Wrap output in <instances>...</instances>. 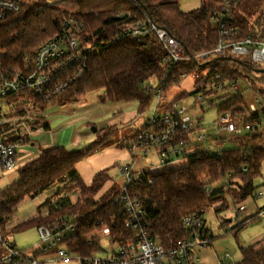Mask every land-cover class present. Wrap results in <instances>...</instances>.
<instances>
[{
    "label": "trees",
    "instance_id": "16d2710c",
    "mask_svg": "<svg viewBox=\"0 0 264 264\" xmlns=\"http://www.w3.org/2000/svg\"><path fill=\"white\" fill-rule=\"evenodd\" d=\"M180 2L59 0L51 3V0H27L19 15L0 23V70L19 67L23 58L34 55L43 42L60 32L63 19L69 16H76L85 22L83 42L93 45L97 51L88 56L85 75L56 98L45 101L25 91L12 97L11 101L27 98L44 111L65 102H79L89 93L104 89L100 100L102 103L136 102L139 113H142L151 106L156 95V91L147 92L149 83L157 82L159 86L166 84L167 91L181 84L182 74L189 76L200 67L209 66V73L195 81L196 90L191 93L184 91L174 102L193 97L194 106L202 108L201 116L210 110H216L218 116L232 110V120L236 124L262 122L264 125V105L256 113L247 115L249 105L241 91L233 96L230 87L226 85L224 93L218 97L219 102L214 99L218 94L214 86L215 74L224 76L222 83L226 80L239 83L244 79L253 92L262 95L264 91L257 88L256 83L247 75L248 71L260 69L231 56L211 54L219 40L218 32L210 20L212 12L218 7V0H202L200 8L190 12H183ZM263 4L264 0H244L235 10L239 38L248 35L258 38L259 30L263 32L264 38V16L259 13ZM137 5L153 24L169 31L184 45L185 58L172 69L163 64L165 51L153 32L145 33L137 39L125 37L119 41L114 40L127 23V16H124L126 19L116 18L118 13L125 15L132 11L137 20H145ZM102 42L105 45L101 48L99 46ZM167 76L169 81L166 83ZM200 95L203 100H199ZM44 128L49 130L47 123ZM257 131L237 137L226 136V140L233 143V146L223 150L220 158L210 152H198L194 160L190 159L184 167H168L162 172L145 173L143 185L136 190L145 198L150 235L157 237L165 248L174 247L186 237L182 224L185 214L198 210L207 213L210 207L223 202L226 194L240 202L249 198L255 190V179L261 176L264 161V149L254 145ZM112 132L113 129H107L101 142L91 143L78 150H68L64 146L45 147L36 159L18 168L17 181L0 191V228L16 213L23 200L34 198L60 183L63 188L58 195L61 196L62 192L66 194L55 202L48 199L44 204L48 212L19 224L16 231L47 226L57 218L72 219L76 232L68 243L69 251L83 258L96 255L102 250L101 238H94L93 235L102 234L104 226L110 228V234L106 237L112 245L134 240V234L125 227L123 208L119 202L121 192H116V184L102 192L106 183L112 180L110 168L97 173L90 185L78 179L76 170L77 164L95 153L98 145L111 137ZM73 193L78 195L76 202L71 201ZM226 208L222 203L215 210ZM255 218L242 220L238 223V229L245 226L247 220ZM232 232L237 235L236 231ZM90 241L92 244H89ZM241 254L239 262L228 264H264V240L241 248Z\"/></svg>",
    "mask_w": 264,
    "mask_h": 264
},
{
    "label": "built area",
    "instance_id": "2783aa9c",
    "mask_svg": "<svg viewBox=\"0 0 264 264\" xmlns=\"http://www.w3.org/2000/svg\"><path fill=\"white\" fill-rule=\"evenodd\" d=\"M26 1L0 0V23L11 16L19 15ZM243 1L218 0V7L212 12L210 20L213 28L218 32L219 40L211 54L223 57L244 56L248 58L249 63L264 66L263 32L258 31V38L252 35L239 38L235 10ZM137 9L144 14V21L137 20L132 11L125 15L119 13L116 15L117 19L127 16V19L124 18L127 23L123 25L121 33L114 40L119 41L125 37L137 39L145 33L153 32L165 51L163 64L166 68L172 69L185 58L184 45L169 31L153 24L139 5ZM61 25L60 32L43 42L34 55L23 58L19 67L0 70V103L6 100L9 103L12 97L25 91L50 101L85 75L88 56L97 51L93 45L83 42L86 31L85 22L76 16H69L63 19ZM104 45L105 42H102L99 47L102 48ZM181 78L185 80L187 75L182 74ZM214 79L215 90L218 92L214 99L217 102H219L220 94L224 93L226 85L230 87V93L233 96L241 91L238 83L227 80L222 83L225 78L221 74H215ZM168 81L167 76L165 82ZM165 87L166 84L159 86L157 82L147 85V92L156 91L151 108V119L142 129L132 131V139L127 145L131 163L118 168L123 181L119 202L123 208L125 227L134 234V240L110 244L111 252L104 250L101 246L102 250L98 253H103L104 257L93 255L83 258L69 251L68 243L76 232L73 220L57 218L47 226L37 228L41 239L40 247H36L32 256L17 250L12 243L2 238L0 233V243L3 247L0 248V264H54L58 261L63 264H71L73 261L79 264H195L194 251L212 247L214 236L206 225V211L198 210L185 214L182 219L186 237L176 246L165 248L157 237L150 235L144 206L145 198H142L140 192L136 190L138 186L143 185L145 173L162 172L168 167L175 168L177 165L183 167L190 159L194 160L198 152L189 154L188 151L192 145L193 135H196L198 141L205 139L201 124L204 117L200 115L194 118L184 104L181 105L174 100L167 102V98L164 97ZM199 100H203L202 95L199 96ZM256 103L249 104L247 115L256 113L264 105L259 97ZM232 113V110L220 113L216 122L219 131L226 136L237 137L246 132H255L262 126V122L236 124L232 120ZM17 130L23 134L14 141L0 140V171L2 173H10L19 168V149L31 142L34 133L33 129L27 125L11 122L7 117H0V133ZM221 154L222 151L213 153L217 158H220ZM156 155L160 160L159 165L155 166L151 163L144 169L134 168L136 163ZM207 191L210 189L207 188ZM237 210L239 211L238 220L245 208L240 206ZM256 217H264V211L258 213ZM109 234L110 228L104 226L102 235L106 237ZM89 244H92V241ZM43 256L49 257L40 260L39 258ZM229 258L230 256L226 254L225 261ZM225 261L219 259V264H225Z\"/></svg>",
    "mask_w": 264,
    "mask_h": 264
},
{
    "label": "rangeland",
    "instance_id": "374dc122",
    "mask_svg": "<svg viewBox=\"0 0 264 264\" xmlns=\"http://www.w3.org/2000/svg\"><path fill=\"white\" fill-rule=\"evenodd\" d=\"M59 0H51V3ZM201 0H181L180 8L184 12L193 11L195 9L200 8ZM259 13H263L264 16V4L260 8ZM233 58L241 61L248 62V58L244 56H234ZM256 69L263 70L264 66L262 64H252ZM211 68L209 66H203L191 73L187 78L182 80L180 85H175L170 87L164 94L168 100H173L175 97L187 91L191 93L196 90V86L194 85L195 81L202 76H205L209 73ZM248 77L251 81L256 83L257 88L260 90H264V73L257 71H248ZM191 83V86H190ZM193 83V84H192ZM241 87V93L243 94L244 100L249 105L250 103H256V99L262 101L264 98V91L261 95L257 94L250 90L248 86L245 84L244 79H241L238 83ZM102 90L94 91V96L100 95L102 96ZM92 93V92H91ZM92 96H90L91 98ZM27 98L19 99L18 101H14L8 103V100L0 103V117H7L11 120V122H15L17 124H24L30 127L31 129L35 128L37 124H43L46 121H50L51 123V138L54 144H59L61 146L66 147L68 150H78L85 146L90 145L94 142H101L107 134V129L102 128L100 123L106 122L109 119H112L114 116L119 114L118 109H112L113 107H118L121 105H125L127 102L122 103H102L99 102L97 104L87 105L86 107L82 106L80 108L79 104H71L69 108H60L59 106H54L50 108H46L44 111L40 108L36 107L32 104L31 100L26 101ZM11 100V99H10ZM164 101H162L163 103ZM181 105H185L190 109V113L195 115L196 111H201V107H195L193 103V97H189L188 99H184L179 101ZM257 104V103H256ZM128 105V104H126ZM151 106L143 111L142 113H138L139 115L135 117V125L136 127H141L148 120L151 119ZM132 109L138 112V105L136 103L135 107ZM130 110V109H129ZM200 115V114H199ZM204 115V120L202 121V125L204 127V140H197L196 135L192 136V146L188 148L189 154L196 152H210L211 155L220 153L223 150H226L233 146V143L228 142L226 139V134L220 132L218 127H216V122L218 121V112L216 110L207 111ZM82 118H88L91 123L88 125L85 124L83 126L78 127V120ZM196 118V117H194ZM71 125V126H70ZM70 126V127H69ZM95 128L97 131H92ZM111 137L103 141L98 145L96 152L91 154L88 158L83 160V163L90 164L89 161L94 160L97 156L106 155L105 158L109 159L111 157L110 150H122L127 144V139H132V125H121L118 124L114 126ZM74 130V132H73ZM258 135L256 140L254 141V145L256 147H261L264 149V125H262L258 131L256 132ZM41 139L43 136H40ZM40 137L37 141L40 146H43ZM230 137V136H229ZM1 138V137H0ZM74 138L76 140L81 141V145L78 143L77 145L71 144V140ZM46 139V137H44ZM221 140L222 142H219ZM50 145L49 143H47ZM52 144V143H51ZM66 144V145H64ZM79 146V147H78ZM22 148V147H21ZM35 153L38 152V148L34 150ZM150 161L155 165H159L160 160L159 157L152 156L149 160H144L142 162L136 163L135 169H144L147 165H150ZM126 161H121L120 164H124ZM131 163V161H130ZM263 172L261 170V176L255 179V186L259 185L260 182L264 180V161L262 162ZM119 164V163H118ZM129 164V163H128ZM91 165V164H90ZM119 168V167H118ZM118 168L115 165L109 169V174L111 178H113V183L116 184V192L120 191L123 181L122 177L118 173ZM78 174V172H77ZM79 176V175H78ZM18 179V169L10 172V173H2L0 171V191L12 185ZM78 179H81L79 176ZM63 188L62 184L57 183L53 185L51 188L45 190L43 193L39 194L34 198H26L23 200L20 205L17 207L16 213L8 220H6L1 228L0 233L3 238H7L10 243H14L16 245L17 250L23 253H34L36 247H40V235L36 228H29L25 231H16L15 228L29 219L38 216L39 214L47 213L44 203L48 199H52V202H55L58 199V192ZM217 188V186L215 187ZM104 191V190H103ZM102 191V192H103ZM65 193H61V196H64ZM60 197V196H59ZM100 197V196H97ZM78 200V195L73 193L71 195V201L76 202ZM252 198H247L244 201H236L229 194H226L223 202L216 203L213 207L208 209L206 213L207 225L214 233L213 245L207 249H197L195 250V264H219V259L225 261V256L228 254L230 258L225 261V264L235 263L239 261L241 256L239 246L241 244L248 245L253 240H255L259 235H264V219L260 222L250 223L248 224L242 232H239L237 237H235L234 232L236 231L237 224L246 218L245 213L240 214V218L237 220L238 208L243 206L246 210L253 207L250 204ZM237 202V203H236ZM227 206L226 209H221V211H216L215 208L220 206L221 204ZM229 232V233H227ZM94 238H101V246L104 250L110 251L112 250V246L109 243V239L104 237L101 233H96L93 235ZM0 248H3L0 245ZM31 254L30 256H32ZM96 256L104 257L103 253H97ZM218 257V258H217ZM46 264V263H41ZM54 264H63L61 262H56ZM71 264H79L77 261H73Z\"/></svg>",
    "mask_w": 264,
    "mask_h": 264
},
{
    "label": "crops",
    "instance_id": "0c3cea01",
    "mask_svg": "<svg viewBox=\"0 0 264 264\" xmlns=\"http://www.w3.org/2000/svg\"><path fill=\"white\" fill-rule=\"evenodd\" d=\"M201 2H202V0H201ZM187 12H190V11H187ZM190 86H191V83H190ZM102 91H103L102 93L104 94L105 90L102 89ZM90 96H92V97L90 98ZM102 96H100V95L94 96V92H92V93H89L81 101L76 102V103L79 104L80 108H83L82 106L86 107L87 105L97 104V103L101 102L100 100H101ZM173 100H168L167 99V102H170V101H173ZM9 101L12 102L11 100H9ZM76 103H74V104H76ZM71 104H73V103L72 102H65L64 104L59 105V107L60 108H69L71 106ZM126 104H128V105H126ZM135 106H136V102H127V103H125V105H121V106H118V107H113L112 109H114V108L118 109L119 114L114 116L112 119H109L106 122L100 123L102 125V128L115 129L114 126H116L118 124H121V125L131 124L132 128H133V129H131L132 131L134 129H142L145 126V124H143L141 127L134 126L135 125V122H134L135 117L139 115L138 114L139 111L137 112L136 110L132 109V107H135ZM189 113H190V109H189ZM201 113L202 112L199 110V111H196L195 115H193L191 113L190 114L192 116H194V117H198V116H200L199 114H201ZM45 123L48 124L49 130H45V128H44V124ZM50 123H51L50 121H46L42 125L41 124H37V126L35 128H33V133L34 134H33V137L30 140L31 142L30 143L28 142L26 145L21 146L22 148L20 147V149H19V160H18V167L19 168L24 166L28 162L36 159L40 155L41 149H43L45 147H50V146H54V147L61 146L59 144H54L52 142V138H51V134H50L51 133V129H50V127H51L50 125L51 124ZM89 123H91V121L88 118H82V119L78 120V122L76 124H78V127H80V126H83L85 124L88 125ZM216 127H217V125H216ZM203 130H204V127H203L202 131ZM73 132H74V130H73ZM22 134L23 133L20 130L12 131V132H9V131L2 132V133H0V137H1L0 140H4V141L14 140V139L20 137ZM41 135L43 136L42 139L40 137ZM37 137H38V139L40 137V140H41L43 146H40V144L37 141ZM44 137H46V139H44ZM130 140L131 139H129V138L127 139V144L125 145L124 148H122V150H119V149H117L115 151L110 150L111 153H113V154L110 155L111 157H109V159L105 158L106 155H100V156H97L94 160L89 161L91 165L88 164V163H83V161L78 163L77 167H76V170L78 172V175L81 177V181H83L86 185H90L92 183L94 177L100 171H103L105 169H109V168L112 167V165H115V167L118 168V166H120V165L122 166V164H120V163L123 160L126 161V163H124V164L130 163L131 157H130V154L128 152V146H127L128 142ZM71 141H72L71 144L77 145L79 143L81 145V141L78 142V140H76L75 142H73L74 138ZM47 143H49L50 145H48ZM192 143H193V141H192ZM64 145H66V144H64ZM36 148H38V152L37 153L34 152V150ZM147 160H149V159H147ZM151 163L152 162L150 161V164ZM182 163L186 164V162L185 163L182 162ZM184 166L185 165H183V167ZM177 167H180V166H178V165L175 166V168H177ZM261 170L263 172V166H261ZM111 179H113V178H111ZM112 184H114L113 180L108 181L106 183V185L104 186L103 190L104 191L108 190L112 186ZM254 186H255V182H254ZM217 188H220V186H217ZM60 197H62V196H60ZM60 197H58V198H60ZM249 198L250 199L252 198V200L250 201V204H252L253 207L249 208L248 210L245 209V211L243 213L246 214V218L244 220L253 218L258 213L264 211V180L262 182H260L259 185L255 186V190H254L253 194ZM45 208L48 211L47 207H45ZM44 214H46V212ZM263 219H264V217H257V218H255L254 220H251V221L247 220L245 226L239 227L240 230L239 229L236 230L237 235L239 234V232H242V230L248 224L260 222ZM236 226L238 228L239 225L237 224ZM207 227L210 228L208 225H207ZM237 235L235 237H237ZM4 239L7 240V238H4ZM262 240H264V235L263 234L259 235V237H257L255 240H253V242H251L248 245L241 244L239 246L240 252H241V248H246V247L255 245L256 243H258V242H260ZM13 245L16 248V245L14 243H13ZM16 249H18V248H16ZM195 252H194V254H195ZM26 254L30 256L33 253H31V254L30 253H26ZM47 257H49V256H43V257H40L39 259L40 260H43V259L45 260V259H47ZM241 259H242V254H241L240 258H239V261ZM239 261H237V262H239ZM237 262H235V263H237Z\"/></svg>",
    "mask_w": 264,
    "mask_h": 264
},
{
    "label": "water",
    "instance_id": "95a60500",
    "mask_svg": "<svg viewBox=\"0 0 264 264\" xmlns=\"http://www.w3.org/2000/svg\"><path fill=\"white\" fill-rule=\"evenodd\" d=\"M214 61H215V60L211 61V63H213ZM257 71H259V72H261V73H264V69H263V70H257ZM92 131L95 132V131H97V130H96L95 128H93Z\"/></svg>",
    "mask_w": 264,
    "mask_h": 264
}]
</instances>
